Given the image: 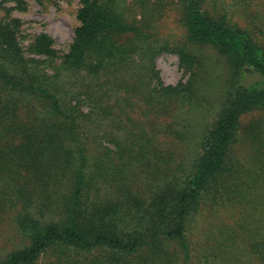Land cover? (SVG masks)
I'll list each match as a JSON object with an SVG mask.
<instances>
[{"label":"trees","instance_id":"1","mask_svg":"<svg viewBox=\"0 0 264 264\" xmlns=\"http://www.w3.org/2000/svg\"><path fill=\"white\" fill-rule=\"evenodd\" d=\"M245 1L218 10L209 0H79L81 26L59 62L46 35L22 45V23L0 0V264H235L241 243L264 264V41L235 21L232 7ZM173 8L181 38H161L158 22ZM254 18L262 31L264 16ZM196 46L225 56L233 78L192 170L147 194L124 165L101 159L92 169L79 105L103 106L121 72H144L135 85L123 81L139 93L161 52L192 75L185 87L159 84L150 98H194ZM66 74L81 82L74 105L59 85ZM207 212L232 222L196 259L194 232Z\"/></svg>","mask_w":264,"mask_h":264},{"label":"rangeland","instance_id":"2","mask_svg":"<svg viewBox=\"0 0 264 264\" xmlns=\"http://www.w3.org/2000/svg\"><path fill=\"white\" fill-rule=\"evenodd\" d=\"M4 1L6 7L13 9L12 16L22 23V45L26 49L36 37L46 35L52 40L51 48L58 56V61L65 58L73 43L75 31L81 26L79 0H20L23 3L20 6L16 4V0ZM236 1L227 0L225 3L224 0H209L218 10L236 6ZM245 7H232L235 21L243 28L255 32L260 41H264V29L259 32L253 24L254 17L264 16V0H246ZM1 16L3 13L0 12ZM256 24L260 26L261 22L256 21ZM158 25L161 38H181L183 29L178 9L169 11ZM152 43L156 47L158 42L154 40ZM194 49L202 64L199 71L196 69L194 98H162L160 95L156 99L150 98L151 90L159 84L164 87H185L192 75L178 55L161 52L153 55V80L150 74V78L146 79V86L139 93L128 92L126 85L128 82L135 85L136 76L144 72H138L134 77L121 72L119 80H111L113 85L103 106H95L89 101L79 105L81 112L86 115L85 122H82L83 135L87 140V159L92 169L97 167L96 164L101 159L109 169L111 161L115 165H124L127 173L130 171L133 174V187L147 194L158 180L161 183L170 175L182 178L192 170L200 154L199 141L202 134L217 118L222 98L233 78L231 64L217 50L209 46H196ZM146 62L148 63L147 60ZM106 79L102 78V81ZM124 80H127L126 84L123 83ZM59 85L63 87L62 92H70L65 95L67 103L74 105L82 92L81 82L66 74L60 79ZM108 106L113 109L107 114L105 107ZM121 148L125 153L130 151L131 158L126 154L121 160ZM135 158L138 160L135 161ZM104 188L107 191L106 186ZM222 216L208 217L207 212L197 225L200 226L194 232L198 246L196 259L204 247L214 245V238L220 234L218 227L232 222L226 214ZM238 249L235 264L258 262L244 243ZM194 262L199 263V260Z\"/></svg>","mask_w":264,"mask_h":264}]
</instances>
